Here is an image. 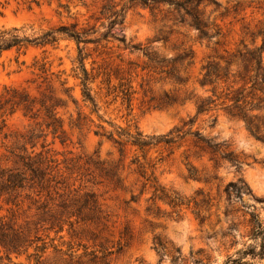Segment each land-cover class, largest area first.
<instances>
[{"label":"rangeland","instance_id":"rangeland-1","mask_svg":"<svg viewBox=\"0 0 264 264\" xmlns=\"http://www.w3.org/2000/svg\"><path fill=\"white\" fill-rule=\"evenodd\" d=\"M83 1L41 0L37 5L28 0H0V28L26 26L33 28L28 34H39L78 22L102 32L107 20L97 17L107 0ZM113 1L121 6L127 0ZM60 3L68 4L69 11ZM199 9L214 35L210 40L200 38L197 29L181 21L167 4L155 11L130 8L124 23L113 29L127 43L169 60L158 70L147 67L149 59L142 50L131 51L119 41L97 50L94 44L87 45L85 66L96 77L90 86L97 112L82 101L80 79L74 76L79 66L74 40L63 39L55 47H30L26 54L12 50L0 55V91L4 86L27 90L36 98L37 113L34 119L21 110L0 117V153L48 150L59 172L61 192L76 196L93 192L102 210L96 217L86 209L60 233L39 225L38 235L48 249L44 264H223L229 256H238L239 249L255 245L249 220L254 212L264 222V142L229 107L220 105L196 117V100L211 94L200 84L202 68L209 60L224 66L233 59L235 71L238 51L264 47V0H206ZM262 57L264 62V48ZM36 60L46 62L47 75L35 65ZM59 79L67 80L77 102L64 92ZM45 107L59 121L55 133ZM251 114L259 116L254 120L264 135V108ZM194 117L193 130L224 142L241 159L240 173L220 156L213 158L190 135L172 147H153L146 156L130 144L121 152L107 137L110 133L118 137L120 129L161 135ZM31 132L35 146L28 141ZM239 178L251 193L230 203L225 188ZM161 188L179 195L178 206L160 198ZM30 203L25 199L20 208L4 205L0 214L9 215L7 209L13 207L18 224L26 225L38 219L36 206ZM157 238L165 245V254L155 248ZM247 260L264 264V258ZM19 261L33 264L24 255Z\"/></svg>","mask_w":264,"mask_h":264},{"label":"trees","instance_id":"trees-1","mask_svg":"<svg viewBox=\"0 0 264 264\" xmlns=\"http://www.w3.org/2000/svg\"><path fill=\"white\" fill-rule=\"evenodd\" d=\"M30 3L39 5L41 0H28ZM51 2L52 0H48ZM71 1V0H69ZM84 4L83 0H78ZM206 0H127L123 5L113 0H107L99 10L97 20H107L102 32L95 26H80L78 22L71 24H60L43 30L41 33L28 34V29L32 27H1L0 28V55L6 51L15 50L18 55L26 54L30 47H55L61 40H74L78 49L77 69H74V76L80 79L82 101L84 104L92 105V112L98 111L96 99L92 93L90 84L94 82L95 76L91 75L85 66V60L89 53L85 52L88 44H94L95 50L99 46L105 47L110 41H119L125 48L131 51L142 50L149 59L147 67L158 70L168 63V59L159 56L149 48H141L137 44L127 43L125 36L113 32L116 26L124 23L125 15L128 9L135 7L149 8L151 11L161 10L163 4H167L172 11L177 13L181 21H186L189 26L194 27L199 32L200 38L211 39L209 31V22L204 19L203 13L199 7ZM215 2V0H209ZM69 11V5L60 3ZM182 11H184L182 13ZM189 18V19H188ZM188 19V21L186 20ZM105 41L104 44L102 42ZM263 46L238 51L237 64L238 69L233 71L231 65L233 59H227L226 65L222 66L219 62L209 60L202 68L203 74L200 84L211 94L205 97H199L196 100V117L201 114H208L218 106L229 107L233 116L243 119L249 132L257 139L264 142V135L260 133V126L255 123L258 115H252L254 110L264 108V62L262 57ZM188 56V55H185ZM19 57V56H18ZM180 58V57H178ZM178 58H175L174 61ZM18 59V58H17ZM182 59V58H181ZM24 63V61L22 62ZM38 69L47 75L49 69L46 62L39 63L35 61ZM48 76H45L47 79ZM64 92L77 102L71 92L73 88L66 86L67 80H61ZM110 82V79H107ZM260 93V94H259ZM36 98L32 97L25 89L11 86H4L0 91V117H6L15 114L21 110L24 116L34 119L37 113L34 112ZM43 103V102H42ZM44 104V103H43ZM46 116L50 119L49 126H54V133L57 130L56 123L58 119L50 107H45ZM194 118L184 121L181 126H177L168 133L161 135H145L141 131L131 133L128 131L117 130V136L110 133L107 137L120 146V151L126 144L143 151L145 156L153 147L164 145L172 147L177 140L190 135L194 137L196 145L203 150L208 151L213 158L220 156L230 162L237 172L242 170V161L224 142H217L212 138L203 136L200 131L193 130ZM213 124L216 117L213 118ZM97 135L103 136V133L96 131ZM126 140H121V137ZM34 132H31L28 141L35 146L33 139ZM45 148V145H42ZM10 155L0 153V210L4 205H11L20 208L25 199L30 200L31 205H35L38 211V219L27 221L26 225L18 224L13 207L7 209L9 215L0 214V264H25L19 261V257L25 256L28 262L33 264H44L46 262L44 255L47 252V244L38 235V226L46 225L44 229L60 233L64 230L67 223L72 224V218H80L87 209L89 215L99 217L101 213L100 204L93 192H87L83 196L71 195V193L61 192L60 181L57 180V167L53 165L54 160L49 156V151H40L36 154L28 153L26 148L17 152L10 150ZM9 162H12L9 165ZM64 190V189H63ZM158 190V188H157ZM162 192L160 198H167L174 206H178L179 195H171L160 189ZM225 191L230 203L235 200L242 201L246 193H251L243 178L237 182L227 184ZM35 196L39 199L34 198ZM45 197L42 203L40 199ZM57 197L59 201L56 202ZM29 205V207H32ZM249 220L250 238L255 241V245H249L247 249H239L236 257L229 256L223 264H253L247 260L264 258V222L254 212L250 213ZM34 226V227H32ZM155 248L161 254H165V245L157 238ZM42 241V244H39ZM259 241V242H258ZM34 247V249H29ZM59 251V249H54ZM175 257L174 260H177Z\"/></svg>","mask_w":264,"mask_h":264}]
</instances>
